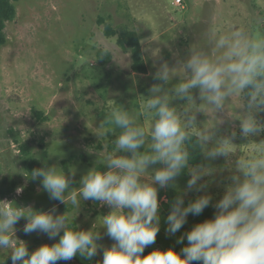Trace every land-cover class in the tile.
Listing matches in <instances>:
<instances>
[{"label":"clouds","instance_id":"9594fccd","mask_svg":"<svg viewBox=\"0 0 264 264\" xmlns=\"http://www.w3.org/2000/svg\"><path fill=\"white\" fill-rule=\"evenodd\" d=\"M107 54L105 49L102 56ZM152 59L157 69L154 79L159 83L148 90L139 111L132 114L123 106H110L100 125L110 126L103 135L115 136V153L104 157L103 171L96 167L87 170L78 190L72 186L75 169L66 175L53 165L30 173L50 200L70 203L78 210L81 201L111 209L102 216L101 228L113 244H98L103 239L100 231L70 230L69 216L56 215L55 207L35 211L5 200L0 201V250L11 253V264H66L77 255L92 260L101 251L100 264H264V141L253 140L264 133V121L257 118L264 114V32L234 28L221 34L213 30L206 48L191 47L174 66L158 49L152 52ZM173 80L179 82L168 88ZM194 90L202 101L199 107ZM175 100L186 103L178 109L173 106ZM233 101L236 106L230 109ZM198 113L206 114L213 123L201 126ZM141 118L144 124L138 122ZM237 120L239 137L248 141L240 145H253L248 152L239 151L235 130L221 133L225 123ZM190 148L198 149L207 163L190 164ZM220 158L227 161L231 174L225 178L222 198L213 204L207 189L223 170L211 162ZM185 169L189 179L180 190L177 180ZM170 188L177 195L169 202L168 237L180 232L190 215L200 216L213 207L214 216L176 240L184 245L181 251L170 247L145 255L160 230L158 190ZM22 191L17 188V195ZM191 192L203 194L185 206V197ZM21 219L27 221L25 235L40 233L50 240L59 236L58 242L30 252L25 241L15 238V225Z\"/></svg>","mask_w":264,"mask_h":264},{"label":"rangeland","instance_id":"374dc122","mask_svg":"<svg viewBox=\"0 0 264 264\" xmlns=\"http://www.w3.org/2000/svg\"><path fill=\"white\" fill-rule=\"evenodd\" d=\"M18 0L16 16L7 22L6 42L0 46V201H12L18 207H32L47 212L56 208V215L67 214L69 226L78 230L101 232L98 244L110 247L113 241L101 228L102 216L111 209L106 205L92 208V201H81L80 209L49 199L39 180L32 181L25 158L37 169L57 166L66 175L77 172L72 185L79 189V180L90 168L104 170L103 159L115 153L111 133H102L110 126L104 124L110 106L124 107L130 113L139 111L155 83L157 70L152 52L159 50L170 66L184 58L191 47L206 48L208 34H221L232 29L264 32V0ZM109 24L114 30H136L141 35V48L147 73L132 69V58L117 43V35L104 32ZM105 49L108 54L103 55ZM178 80H173L171 88ZM199 107L198 90H194ZM186 101L175 100L180 109ZM236 102L229 104L234 109ZM262 121V114L257 117ZM198 123H213L209 116L197 114ZM209 119V120H208ZM139 123L144 124L141 118ZM237 132L236 144L248 141L239 137V121L225 123L222 134ZM257 143L262 136L253 138ZM28 148L26 156L23 146ZM253 145H240V152H248ZM88 150L95 151L89 155ZM32 160H36L35 162ZM207 163V162H205ZM222 169L207 192L213 204L222 198L231 173L227 161L211 162ZM159 167V165L155 166ZM151 172V169H149ZM28 175V176H27ZM189 179L187 169L178 178L183 190ZM224 181L221 184L220 181ZM23 191L17 195L16 189ZM195 196L203 193L191 192ZM160 203V230L155 249L184 245L176 240L183 235H166L168 213ZM26 219L15 225V238L32 245L34 250L43 244L58 242L47 235H25ZM63 233L61 232V235ZM187 243L185 239V244ZM11 253L0 250V264ZM102 261V251L98 254ZM59 264H65L61 261ZM75 264V260L66 262Z\"/></svg>","mask_w":264,"mask_h":264},{"label":"trees","instance_id":"16d2710c","mask_svg":"<svg viewBox=\"0 0 264 264\" xmlns=\"http://www.w3.org/2000/svg\"><path fill=\"white\" fill-rule=\"evenodd\" d=\"M18 0H0V46L3 45L6 40V32L5 27L7 22L13 20L16 16V6L15 2ZM104 32L108 36L117 35V43L119 46H121L125 51L129 52L132 58V69L136 73L140 74H146L147 73V66L144 61L143 55H142V48H141V35L136 30L131 29H122L120 31L114 30L109 24H107L104 28ZM262 121H264V114H262ZM262 138L264 139V133L261 134ZM24 155L28 153V148L24 145L22 148ZM190 151V164L197 165L200 163H205L203 161L202 155L200 154L198 149H189ZM25 158L26 162V168L30 171H33L34 169H37V165L35 167L32 165L31 162L27 160V157ZM36 161V160H32ZM100 171H103L102 169ZM158 187V186H157ZM177 195V190L175 189H159L158 190V200L161 201V204L165 208L166 212L169 214L170 212V201H172L175 196ZM197 198V196L190 194L185 197V206L188 202L191 200H194ZM167 201V202H166ZM59 203V202H57ZM92 208L98 207V203H94L92 201L91 204ZM214 216V208L209 207L204 210L203 214L200 216H189L187 218V223L184 225V227L181 229L182 233H185L191 228L200 222H203L206 219H210ZM70 230L78 231L77 227L72 224L69 226ZM158 239H156L155 244L145 249V255H147L149 252L154 250V246L157 244ZM27 245V244H26ZM29 251H34V247L32 245H27ZM75 264H100L101 259L99 255L94 257L92 260H87L85 258L80 257L77 255V257L74 258ZM2 264H11V255L4 259Z\"/></svg>","mask_w":264,"mask_h":264},{"label":"built area","instance_id":"2783aa9c","mask_svg":"<svg viewBox=\"0 0 264 264\" xmlns=\"http://www.w3.org/2000/svg\"><path fill=\"white\" fill-rule=\"evenodd\" d=\"M174 2H175V4H177V5H182V0H174Z\"/></svg>","mask_w":264,"mask_h":264}]
</instances>
